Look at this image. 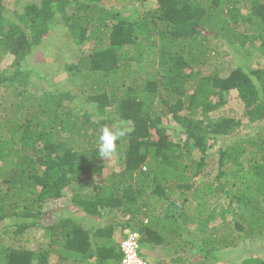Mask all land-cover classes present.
I'll list each match as a JSON object with an SVG mask.
<instances>
[{
	"label": "trees",
	"instance_id": "1",
	"mask_svg": "<svg viewBox=\"0 0 264 264\" xmlns=\"http://www.w3.org/2000/svg\"><path fill=\"white\" fill-rule=\"evenodd\" d=\"M2 7L0 264H119L126 228L147 264L161 261L153 246L172 264H224L239 241L264 242V126L255 140L238 133L264 123V0H39L8 24ZM61 26L79 48L67 65L77 88L38 90L48 78L27 60ZM230 91L240 117L216 115ZM102 126L131 129L110 159L97 152ZM227 136L210 178L208 150ZM67 193L44 249L14 245L39 226L44 201Z\"/></svg>",
	"mask_w": 264,
	"mask_h": 264
},
{
	"label": "rangeland",
	"instance_id": "2",
	"mask_svg": "<svg viewBox=\"0 0 264 264\" xmlns=\"http://www.w3.org/2000/svg\"><path fill=\"white\" fill-rule=\"evenodd\" d=\"M38 3L39 0H0V4L3 6V10L1 11V17L3 20L8 24L11 20L13 21V11L22 12L24 7L29 3ZM121 4V5H120ZM125 5L129 6L130 3H126ZM138 5V4H133ZM123 6L122 3L116 4V8L119 9V7ZM247 9L243 10V13H245ZM245 16V15H244ZM246 18V17H245ZM232 24V23H231ZM246 25V24H245ZM257 28L255 23L252 26V29ZM240 38H243L242 36ZM245 38H248V36L245 35ZM108 42V40H106ZM258 42V41H257ZM82 51L87 52L89 49V42H84ZM224 47L227 49V51L230 52V55L233 54V51L231 47H229V44L225 43ZM77 44H75L74 40L71 38L70 33L65 30L64 27L55 28L52 29L51 33L47 35L43 43L38 47L35 48L33 54L28 58L27 64L28 66H37L40 65V72L44 75V77H47V83L42 81H37L35 87H37L38 90H44V89H51L52 86H58V87H66L70 91L75 92L77 83L74 82L75 80L71 76L70 72L67 69V65L71 63L72 60L75 59L77 54L79 53ZM248 51L251 52V49L249 50V47L247 46ZM213 54V53H211ZM149 72H145L148 75H151L153 77H158V74L163 72V69L158 68L157 65V59L153 66H148ZM158 68L159 73H156V70ZM223 74H226V70H222ZM53 81V83H51ZM225 98L227 100V103L219 108V114H229L236 117H240L242 113V103L237 98V95L234 91H230L229 93L225 94ZM245 119V117H243ZM260 122H253L250 124H241V128L239 133V138L243 137L244 139L248 138L250 136L252 139H256V136L258 133H260L263 129L261 128L264 126V123ZM249 132V133H248ZM63 134H65L63 132ZM168 135L172 139H177L178 137H181L180 134H176L173 132H169ZM65 136V135H64ZM234 140V137L227 136V138L220 137L218 140L213 143L208 150V154L206 157V165L203 167V172L209 171V177L214 175V172L216 171L217 167V159H218V151L219 147L222 145H228L231 143V141ZM247 144V143H244ZM248 145V144H247ZM252 148L251 146H249ZM195 152V151H194ZM109 167L115 168L116 170L120 168L118 162L114 160V166ZM207 178L205 176H201L198 180V185L203 186L204 182ZM3 189H5V185H2ZM70 193H67L65 196H63L60 199H47L43 202V205L46 209V214L44 215V218L39 222V226L28 228L23 233H20L18 235H14L12 238V242L14 245H24L27 246V248L37 251L44 249L46 247V242L48 239V232L46 231L45 225L50 222V220H54L56 217H59L62 215V209L65 206H70ZM223 201V195L220 196L219 202L220 204ZM218 210V208L216 209ZM215 210V214L217 211ZM72 211V210H71ZM109 215L114 216V213H111ZM117 216V214H116ZM216 219H214L213 223L219 222L221 219L216 215ZM107 216L105 218H102V221L98 222L97 225H102L106 221ZM117 220H121V217H117ZM0 222V228L1 225H3ZM129 231V228L124 229L123 233ZM7 238V237H6ZM239 245L236 246V251L234 254H229L228 258L225 259L224 264H232V258L237 259L241 256H246L253 254L254 256H259L264 260V242L261 243L260 241L250 240L246 239V241L238 242ZM141 245H143V242L141 240ZM188 247V246H187ZM153 250L155 251L154 254H159L158 258L161 259V261H156L154 264H172L169 261H167L166 258H160L162 256V247L153 246ZM258 250L257 253L254 251ZM233 253V252H232ZM236 259V261H237ZM239 260V259H238ZM221 260H216L215 262H220ZM49 264H56L55 256L52 255ZM236 264V263H235Z\"/></svg>",
	"mask_w": 264,
	"mask_h": 264
},
{
	"label": "clouds",
	"instance_id": "3",
	"mask_svg": "<svg viewBox=\"0 0 264 264\" xmlns=\"http://www.w3.org/2000/svg\"><path fill=\"white\" fill-rule=\"evenodd\" d=\"M130 132L131 129L123 126H102L100 129V135L98 137V155L104 159L112 158L117 152L118 141H121L123 138L128 136Z\"/></svg>",
	"mask_w": 264,
	"mask_h": 264
},
{
	"label": "built area",
	"instance_id": "4",
	"mask_svg": "<svg viewBox=\"0 0 264 264\" xmlns=\"http://www.w3.org/2000/svg\"><path fill=\"white\" fill-rule=\"evenodd\" d=\"M140 235L138 232L129 230L125 232V237L119 241V249L123 257L119 264H147V262L139 256Z\"/></svg>",
	"mask_w": 264,
	"mask_h": 264
},
{
	"label": "water",
	"instance_id": "5",
	"mask_svg": "<svg viewBox=\"0 0 264 264\" xmlns=\"http://www.w3.org/2000/svg\"><path fill=\"white\" fill-rule=\"evenodd\" d=\"M261 243H263V242H261ZM254 252H255V253H257V252H258V250H255Z\"/></svg>",
	"mask_w": 264,
	"mask_h": 264
}]
</instances>
